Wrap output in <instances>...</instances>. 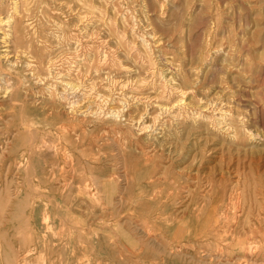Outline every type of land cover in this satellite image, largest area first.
Listing matches in <instances>:
<instances>
[{"label": "rangeland", "instance_id": "rangeland-1", "mask_svg": "<svg viewBox=\"0 0 264 264\" xmlns=\"http://www.w3.org/2000/svg\"><path fill=\"white\" fill-rule=\"evenodd\" d=\"M15 1L0 0V19L15 14ZM27 1L21 40L0 26V84L11 81L27 116L41 123L37 143L82 161L77 175L83 162L108 161L120 195L154 178L144 195H162V206L171 195L181 226L198 222L189 217L198 205L227 217V232L238 220L264 218V0ZM16 61L20 69L11 68ZM27 131L0 129L9 182ZM14 220L3 218L0 229L11 234ZM45 257L34 264H48Z\"/></svg>", "mask_w": 264, "mask_h": 264}, {"label": "bare ground", "instance_id": "bare-ground-1", "mask_svg": "<svg viewBox=\"0 0 264 264\" xmlns=\"http://www.w3.org/2000/svg\"><path fill=\"white\" fill-rule=\"evenodd\" d=\"M14 4L15 14L0 19V26L14 29L12 36L21 40L18 28L22 26L28 1L16 0ZM8 34L5 31L4 38ZM3 42L8 44L11 39ZM3 51H8L4 55L7 59L14 52L13 49ZM18 61L11 62V68L20 69ZM3 81L0 129L29 130L31 134L26 135L28 149L24 157L19 159L16 154L11 161L13 166L18 165L13 180L9 182L0 172V224L3 218L15 219L11 234L0 229V264H34L37 255H45L48 264H214L213 260H200L203 256L207 260L218 257L228 261L223 263L222 259L217 264H264V218L258 217L252 223L238 220L237 227L227 232L224 231L230 224L227 217L222 218L216 207L198 205L200 208L194 206L189 216L198 222L181 226L171 195H167L163 206L162 195H144L148 186L157 183L154 178L152 182L148 179L139 184L130 183L125 189L130 194L120 195L118 175L107 165L108 161L103 162L104 166L99 159L83 162L88 166L77 175L74 166L82 161L61 156L54 144L46 147L47 144L42 146L36 142L40 135L36 133L37 126L41 123L27 116L26 107L15 98L13 83ZM7 99L11 102L7 103ZM8 111L12 118L5 120ZM45 125L44 128L64 131L73 126ZM17 150L19 147L14 148V153ZM19 151L22 153V149ZM9 185L13 189H8ZM126 217L128 220H124ZM153 231L165 238L166 243L161 247L159 235L153 238ZM2 239L8 243L4 251ZM181 244L188 246L184 247L186 251L181 249ZM197 244L202 248L196 249Z\"/></svg>", "mask_w": 264, "mask_h": 264}]
</instances>
